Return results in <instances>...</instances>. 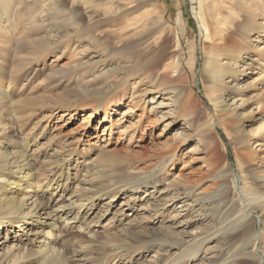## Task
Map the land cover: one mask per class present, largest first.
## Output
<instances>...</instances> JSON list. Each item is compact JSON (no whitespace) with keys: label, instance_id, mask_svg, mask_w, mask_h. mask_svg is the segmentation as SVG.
Instances as JSON below:
<instances>
[{"label":"rangeland","instance_id":"obj_1","mask_svg":"<svg viewBox=\"0 0 264 264\" xmlns=\"http://www.w3.org/2000/svg\"><path fill=\"white\" fill-rule=\"evenodd\" d=\"M7 1L0 8V264H264L262 28L246 43L233 40L242 57L237 82L227 78L213 94L208 0ZM113 3L129 5L120 23L105 19ZM70 11L80 26L67 31ZM149 16L151 30L132 38L136 20ZM178 35L182 47L173 52ZM143 51L155 56L146 72L131 57ZM165 51L174 55L165 64L182 58L168 75L152 71ZM212 96L231 107L217 109ZM40 203L56 215L61 205L73 207L83 229L50 221L42 226L47 245L32 250L28 230H36ZM247 223L251 236L241 240Z\"/></svg>","mask_w":264,"mask_h":264},{"label":"bare ground","instance_id":"obj_2","mask_svg":"<svg viewBox=\"0 0 264 264\" xmlns=\"http://www.w3.org/2000/svg\"><path fill=\"white\" fill-rule=\"evenodd\" d=\"M154 1H158V0H154ZM255 1H257L256 3L258 4V6L257 5L255 6V4L253 5L248 4L247 0H208L206 4L205 18H204L203 24L205 28L207 27L208 29L207 39H210L213 42L210 47L211 49L207 52L206 73H207V78L210 80V88L212 89L213 94L216 93L217 91L225 89V85H224L225 79L229 78V79H233V81H236V77L239 74L238 64H239V61L241 62L242 60V57L240 55L241 51L234 50L232 48L233 40L236 39L242 43H246L247 42L246 39H248V34L250 33L252 34L253 31L259 30L261 28L264 31L263 23H259L258 22L259 20L257 21V19H260V18L264 21V0H255ZM7 2H8L7 0H0V8L6 5ZM133 2L136 3V6H140L145 3V0H131L130 3H133ZM229 3L233 4V6L236 7L235 8L236 11L239 10L241 13H243V16H240V18H236L237 14L235 13V11L233 10L226 11V9H228L227 4ZM87 6H89V3H87ZM128 6L119 5V4L116 5L114 3L111 4L104 14L106 16L105 19L114 21L115 23H120L119 20L122 19L123 15L130 12ZM65 17H66L65 20L67 22L65 27L67 31L71 30L70 29L71 27H74L79 23L73 17L71 11L67 12V15ZM165 19H166L165 14L160 11L158 20H160L161 22H164ZM154 20L155 19L152 18L151 16L138 18L136 20L135 25L133 26L131 30L132 33L130 35L132 36V38L140 36L148 32L149 30H151V28L154 25ZM233 21L236 23V25L234 24ZM175 23L179 30L180 28L183 27L181 13H178ZM95 24H98V23H95ZM78 26H80V24H78L77 27ZM129 28L130 26L127 25L124 29L128 30ZM114 35L117 36L116 33ZM114 35H113V38H114ZM66 36L68 37L71 36V32H68ZM177 42H178L176 46L177 50L175 49L173 52H179V50L182 47V43L179 38V35L177 37ZM162 45H163V40L158 44V47H157L158 52L160 51L159 49L162 48ZM171 56H174V55L171 54L170 52L165 51L157 60L156 65L152 68V71L159 73V71L162 69L160 74L168 75L170 68H172L173 71H175L179 69L180 67H182V58L180 55H178L177 57H174L172 62L165 64L164 63V61H166L165 59L167 57L171 58ZM131 57L134 61L133 67L137 68L138 71L141 70L143 72L144 71L146 72L147 63L150 60H153L155 56L150 52L143 51L139 53H133ZM176 92L177 91L175 89V93ZM220 99L221 101H218L217 96L211 97V100L217 109L221 110L222 108H224L225 110H227L231 107L230 105L223 107V104H225V101L223 100V98H220ZM234 103L235 102H233L232 105ZM164 116L166 115L163 114L161 119H164L165 118ZM54 192L53 191L49 192V194H52L51 195L52 197H50V201H49V204L51 203V205L52 203L55 204L58 202L57 201L58 199L55 200V197L53 194ZM69 203H70V200L68 204ZM72 203L69 204L70 207L72 206ZM66 204L67 203H65V205ZM68 204L65 207H68ZM47 206H45L43 203H40L39 205H37V211L35 213L37 217V223H35L36 230L34 231L31 228L28 230V231H31L30 235H28V244L30 245V248H32V250L34 251H38L39 249L41 251V248H43L44 245H47L46 240L50 236L45 235L44 230H42L43 229L42 226L51 227L53 226L51 224L52 221H54L53 223L55 224L60 223V224L66 225L67 227L68 225L73 226V224L80 223V225H78L80 227L79 230L83 229L82 220L84 221V219H79L74 214V212H72L73 207L69 209L61 205L62 207H60V209L57 211L58 215H56V213L53 214V212H51L49 209L50 207L49 206L47 207ZM54 209L55 208H53V210ZM197 214L199 215V213ZM249 224L250 223H247L246 225H243L240 228L241 240H244L245 238H249L251 236ZM84 232H87V231H84ZM6 236L7 235L5 234V239H6ZM3 245H4V242L0 243V246H3Z\"/></svg>","mask_w":264,"mask_h":264}]
</instances>
